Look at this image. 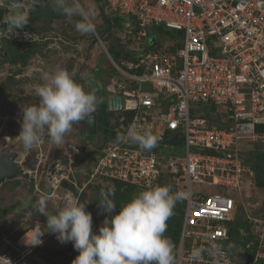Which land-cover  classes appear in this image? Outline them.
<instances>
[{
  "label": "built area",
  "instance_id": "built-area-1",
  "mask_svg": "<svg viewBox=\"0 0 264 264\" xmlns=\"http://www.w3.org/2000/svg\"><path fill=\"white\" fill-rule=\"evenodd\" d=\"M101 5L104 15L123 20L122 42L135 55L133 61L118 63L107 52L116 80L111 78L104 89L107 96L122 98L121 110L114 112L129 115L123 135L132 126L148 130L158 137V147L166 130L179 131L182 146L143 150L110 141L89 181L184 191L174 264H195L193 248L206 249L201 264H264V214L256 219L242 212L243 193L254 178L243 146L264 143V131L255 129L264 124V0H101ZM152 26L176 32L180 46L174 52L159 46L150 39ZM198 104L214 105L227 125L192 116ZM54 170L47 172L52 193L63 190L62 205L77 201L68 187L80 192L86 183L70 180L60 161ZM239 219L250 230L238 227L242 238L250 236L242 242L230 234Z\"/></svg>",
  "mask_w": 264,
  "mask_h": 264
},
{
  "label": "clouds",
  "instance_id": "clouds-1",
  "mask_svg": "<svg viewBox=\"0 0 264 264\" xmlns=\"http://www.w3.org/2000/svg\"><path fill=\"white\" fill-rule=\"evenodd\" d=\"M50 3L67 17L76 18L74 26L79 33L96 32L95 12L91 7H85L81 0H50ZM0 7L7 9V14L0 16V35L29 24V15L21 7H13L12 0H2ZM44 81L36 90L39 103L21 107V128L17 137L25 149L35 147L45 134L54 147L60 148L73 124L88 119L98 104L95 91H85L63 68L46 74ZM116 139L117 142L138 144L143 150L153 149L158 141L150 131L135 126ZM100 196L99 207L107 215L98 231H93L87 203L69 199L53 214L47 207L48 197H38L35 210L47 220L43 228L38 226L30 234L26 232V245L42 244L41 237L45 231H50L59 242L73 243L78 255L72 264H174V245L164 233L176 203L186 197L184 191L173 193L167 185L147 187L122 203L118 211L112 198L113 189H102ZM205 251L204 248H193L190 259L201 264Z\"/></svg>",
  "mask_w": 264,
  "mask_h": 264
},
{
  "label": "rangeland",
  "instance_id": "rangeland-1",
  "mask_svg": "<svg viewBox=\"0 0 264 264\" xmlns=\"http://www.w3.org/2000/svg\"><path fill=\"white\" fill-rule=\"evenodd\" d=\"M81 2L85 6V0H81ZM87 3L95 12L94 23L96 24V32L94 34L79 33L74 26V19L76 18L66 17L65 19H55L52 25L48 26L44 25L42 22L40 24L39 18L32 17L29 19V24L26 26L28 31L33 34L30 40V44L33 46L30 47V50L32 49L37 52L29 55L25 66H19L16 63L12 65L7 63L6 60L4 62L0 52V74L4 75L16 69L27 70L29 66L38 63L36 54H39L42 59L46 61L45 68L57 69L61 67L65 69L70 67L68 72L71 75H78L77 81H81V85L84 87L85 91L102 89L105 82L114 74L107 49L112 42H117V38L122 36V30H117L114 26L107 27L95 0H88ZM171 35V32L158 35V39H160L163 48L175 45L172 40L176 39H171ZM39 37L42 42H40V45L38 44L40 41ZM2 39L3 38L0 40V45ZM5 51L7 52L6 49ZM75 65H78L79 67L77 68L79 69L77 71L71 70ZM81 73L83 77L80 75ZM25 78H27L28 82L32 77ZM111 78L116 80L115 75ZM44 82L45 81L42 80L41 83ZM20 86L27 88L32 85H26L24 81L20 83ZM32 101V99L28 102L24 100L25 106L33 104ZM14 110L17 112L22 111L19 107ZM3 117L5 118V113L0 115V118ZM15 117L16 119H13L14 122L12 123H14V125L21 124L22 113H16ZM114 117H116V112ZM114 120V118H110L112 124ZM98 136L100 139L97 138L94 142H87L84 139V142H82L79 138L75 139L73 137L65 138L63 146L73 144L76 148H81L82 150L80 154H77L75 157L73 156L75 164L73 169L81 181L85 174L92 168L99 146L104 143L101 141V135L99 134ZM5 143L0 147V150L4 148L11 151L23 149L20 147L19 143L12 140L11 137L10 139H6ZM253 144L250 143L243 146L242 154L245 159L252 154L254 150L252 148L255 147ZM63 146L60 148H63ZM52 147L54 152H51ZM257 147L261 150L264 149L263 145ZM58 150L59 148L54 147L50 137L45 134L35 147L25 149L27 155L25 154L18 158L22 167L29 171L30 175L34 177L39 190L35 189L33 186L34 188L30 192V190H28L30 182L28 179L24 178L5 180L1 184L0 208L4 210V212L0 213V264H23V262L26 264H72L73 259L78 255V251L74 249L71 241L61 243L57 240L56 235L50 231H45V234L41 237L42 244L40 245L33 247L26 245L24 241L26 232L30 234L36 226L43 228V225L46 224L47 217L43 214H39L34 207L38 197H48L47 207L49 212L53 214L58 208L64 206L62 205L63 190L57 189L52 193L51 189L49 193L46 192L50 186L49 180L47 173H43L44 170H42L40 166H37L38 157H36V155H38L48 158L47 163L61 161L65 166L62 160L63 158L59 156L61 152ZM164 152H166V150H164ZM168 152L171 151L168 150ZM29 155H31V157L33 156L35 163L34 160H32V162L30 160L28 161V158H30L28 157ZM46 158L44 159L46 160ZM25 160L27 161L25 162ZM43 162L44 161H42L41 164ZM166 162L167 161L163 162L164 168L166 167ZM95 184L86 187L84 192L85 199L91 205L92 200L97 198ZM242 200L244 203L242 212L244 214H248L256 219L262 217L264 214V188L255 187L252 181L250 187L244 191ZM12 206H14L13 210L5 212V209ZM92 206L88 209L92 214V226H101L107 214L104 213L102 209Z\"/></svg>",
  "mask_w": 264,
  "mask_h": 264
},
{
  "label": "trees",
  "instance_id": "trees-1",
  "mask_svg": "<svg viewBox=\"0 0 264 264\" xmlns=\"http://www.w3.org/2000/svg\"><path fill=\"white\" fill-rule=\"evenodd\" d=\"M95 2L98 4L99 9H100L102 6L101 0H95ZM100 13L102 17L104 18L107 24V27L114 26L117 30L122 29L123 20L121 18L116 17V16H107V15H104L102 12ZM31 15L32 17L40 18L42 23L48 26H51L55 19H65L67 17L62 12L56 10L51 3L46 8H43L40 11H35V12L30 13V16ZM165 32L172 33L171 35L172 37H170L171 39H176V40L179 39L176 32L172 30H167L163 26H152L149 29L150 39L155 41L159 46H161V42H160V39H158V35H162ZM176 40H172L174 41L175 45L169 46L168 48L171 52H174L180 46V44L177 43ZM107 50L109 52V55L115 62L122 63V62H129V61L135 60V55H133L131 52L125 49V46L122 42L121 37L117 38V42L115 43L112 42L109 45ZM34 52L36 53L37 51L32 50V49L28 51V54L23 57V60L21 62L22 66L26 64L27 58L29 57V55L33 54ZM76 77L77 76H74L73 78L77 82ZM111 77L109 78V80L105 82L104 86L110 81ZM100 91H101L100 92V109H99L97 124H98V131L100 132V135H101V141L104 143L101 144L98 148V152L96 153V156L94 158V164L96 163L98 157L101 155L102 149L107 145V143L110 141H116L117 136H120V135L122 136L125 133L127 124L129 122L128 113L117 112L118 115L114 117L115 112L108 110V107L106 104V98H107L106 90L102 88ZM191 112H192V116L205 117L210 124H216L220 127L227 125L226 123H223L220 121L221 114L216 112V107L214 105L198 104L194 109L191 110ZM222 115L226 116V114H222ZM122 116H124L125 119L123 121H120V118ZM110 118L115 119L113 124L110 122ZM255 129L258 132H261V131L263 132L264 124H261V123L256 124ZM253 145L255 147L252 148L254 149L252 154L249 155L246 159L245 158L244 159L246 163H248L251 166L254 172L253 182H254L255 187L264 188V149L261 150L259 147H257L259 145L264 146V143L255 142ZM181 146H182V137L180 136L179 131L166 130L164 134L162 135V139L159 142V146L155 147V149H158V148L167 149V148H175V147L180 148ZM71 151H73V148H69L68 150L66 149V151L61 152V155L59 156L63 158L62 160L65 163L66 173L69 179L75 181V183L78 186H82L83 184L86 183V185L80 192L73 185H70L68 189L75 197H77V201L79 203H87L86 204L87 211L92 205H93L92 207L100 208L99 201L101 199L100 192L102 189L107 191L110 188H112L114 190V196L112 198L114 199V202L117 205L116 211L119 210V207L121 206L122 203H126L128 200H130L133 197V195L143 190V189L138 188L135 185L125 183L119 180H103V181L91 180L89 181V177L92 172L93 166L87 172V174H85V176L83 177V180L81 181L73 169L75 165L73 156L75 157L77 155V152L76 154H74ZM178 153L181 154V152H178ZM78 154H80V152H78ZM28 157H30L28 158V161L30 160L32 162V160H34V163H35V159L33 158V156L31 157V155H29ZM26 161L27 160H25V162ZM94 184L96 185L95 188L97 190V198L92 200L91 202L92 205H91L85 199L84 192H85L86 187L90 185H94ZM51 189L52 188L49 186L46 192L49 193ZM13 209H14V206L8 209H5V212L13 210ZM183 210H184V202L182 200L178 201L173 209V215L167 221V230L164 233L165 237L171 240L172 244L174 245L173 254L175 253L176 244L178 241L177 233L180 230ZM3 212L4 210L0 208V213H3ZM99 227L100 226H92L93 231H98ZM238 227H243L247 232H250L249 225L246 223V221L239 219L230 228L231 229L230 231L231 239L235 240L236 242H240L241 241L240 239H242L243 241L248 240L250 236L246 235V236H243L242 238L239 235Z\"/></svg>",
  "mask_w": 264,
  "mask_h": 264
},
{
  "label": "flooded vegetation",
  "instance_id": "flooded-vegetation-1",
  "mask_svg": "<svg viewBox=\"0 0 264 264\" xmlns=\"http://www.w3.org/2000/svg\"><path fill=\"white\" fill-rule=\"evenodd\" d=\"M46 7L47 6H43L42 9L46 8ZM32 12H35V11H31L30 13H32ZM30 13L28 15H29V18L31 19L32 15L30 16ZM25 30H28L27 26H25L24 31ZM4 34H2V36L0 37V40H1V38H3L1 45H0V52H1L2 60H4V62L6 60L7 63H10L12 65H14V63H16L17 65L20 66L21 62L23 60V57L28 54L30 47L33 45L30 44L31 43L30 41L26 42V41L21 40L20 39V38H22L21 36L13 38L10 41H7V38H8V36H10V33H8L7 36H5ZM40 42H41V38H40V41L38 43L39 45H40ZM5 49L7 50V52L5 51ZM36 56H38V58L40 59L39 61L42 62V64L45 66L46 61L44 59H42L41 55L36 54ZM74 76H77L76 80H78V75H72V77H74ZM25 77H28V74L23 69H21V70L16 69V70H13V72H11V71L7 72L4 75L0 74V115L5 113V118L4 117H3L4 119L0 118V138L5 137L6 139H10L9 137L7 138L6 135L11 134L12 140L17 141L19 143L20 147L22 145V142L18 139L17 135L19 134V131H20L19 126H21V124L14 125V123H12V122H14L13 119H16V117H15L16 113L20 114V113H22V111L17 112L14 109L18 108V107L21 108V107L25 106L24 100H26V102H28L32 99L33 104H38L39 103V97L36 94V90L43 84L41 82H42V80H44V77L42 75L39 76V79H37L35 82L38 87L33 86L31 84L32 86H29V88L31 90V92H30V91H28L25 88L20 86V83L24 82V81L26 82V85L30 84L27 82V78H25ZM31 79L32 78H30V80ZM77 83L81 84V81H77ZM102 88H104V86ZM100 90L97 89L95 91L97 99H98V104H97L95 111L93 112V114H95V117H96L97 138H99V139H100V137L98 135L100 134V132L98 131V124L97 123H98V114H99V109H100V92H101ZM11 111H12V113H11ZM70 137H73L75 139L79 138L80 140H82V142H84V140H85L84 121L73 124L72 130L66 135L65 138H70ZM63 148L65 149V151H66V149L68 150L69 148H73V152H81V148H76V146H72V145L63 146ZM21 151H22L21 149L16 150L17 153H19ZM58 151L64 152V150L63 151L58 150ZM51 152H54L53 147L51 148ZM55 153H57V152H55ZM36 157H38V165L37 166H40L42 168V170H44L43 173L44 172L47 173L48 167L51 164V163H47L48 158L42 157V156L40 157L38 155H36ZM44 158H46V160ZM42 161H44L43 162L44 164L43 163L41 164ZM65 169H66V167H65ZM54 171L55 170L53 169L52 172H54ZM49 172H51V171H49ZM35 185H36L35 180L33 182H30L28 190L31 191L34 187H35V189L39 190L38 186L37 185L35 186Z\"/></svg>",
  "mask_w": 264,
  "mask_h": 264
},
{
  "label": "water",
  "instance_id": "water-1",
  "mask_svg": "<svg viewBox=\"0 0 264 264\" xmlns=\"http://www.w3.org/2000/svg\"><path fill=\"white\" fill-rule=\"evenodd\" d=\"M0 2H2V0H0ZM49 4H50L49 0H12L13 7H21L27 14H29L31 11H39L42 9L43 6H48ZM0 9H1L0 16L7 14L6 7H0ZM7 34L8 32H5L4 35L7 36ZM1 36L2 35H0V37ZM18 36H21L22 38H28L29 40H31L33 37V34L29 32L28 30L24 31V28L17 29L16 31L10 33V36H8L7 41H10L13 38H16ZM106 104H107L108 110H111V111L121 110L122 98L120 96H114V95L107 96ZM20 128L21 126H19V130ZM84 129H85V140L87 142L96 141L97 130H96L95 114L92 113L90 117L84 121ZM6 137L10 138L12 137V135L7 134ZM21 147L23 149L19 153H17L16 151L5 149V148L3 150H0V186L5 180H12L15 178L28 179L30 182L34 181V177L30 175V172L25 170L22 167L21 163L18 161V158L21 157V155L23 156L26 154L23 144L21 145ZM54 167H55V162H52L48 167V171L52 172ZM60 173L61 171H59V174ZM48 178L50 179L51 177L49 176ZM61 186L63 188H67L68 186L67 181L62 180ZM243 255L245 254H242V256ZM250 259L251 258L248 256V259L245 263L250 261ZM23 264H26V263L23 262Z\"/></svg>",
  "mask_w": 264,
  "mask_h": 264
},
{
  "label": "crops",
  "instance_id": "crops-1",
  "mask_svg": "<svg viewBox=\"0 0 264 264\" xmlns=\"http://www.w3.org/2000/svg\"><path fill=\"white\" fill-rule=\"evenodd\" d=\"M87 1L88 0H85V7H90L89 5H88V3H87ZM40 19V18H39ZM41 19L39 20V23L41 24ZM28 29V28H27ZM37 64H34V65H32V66H29V68H27V70H25V72L28 74V77H32V79L31 80H29L28 81V83H30V84H32L33 86H36V87H38L37 85H36V80L37 79H39V76H43V77H45V75L46 74H50L51 72H53V71H55V70H57V69H54V68H49V67H44V65L42 64V62H40L39 60V58H38V56H37ZM79 65V64H78ZM73 66V68H71V70H73V71H77L79 68H77V67H79V66ZM59 68H61V67H59ZM43 69V70H42ZM68 69H70V67L69 68H65V70H67L68 71ZM39 73V74H38ZM41 74V75H40ZM82 77H83V75H82V73L80 74ZM85 77V76H84ZM89 82V81H88ZM26 90H28V91H30L31 92V90H30V88L29 87H27V88H25ZM67 145H72V146H74L73 144H67ZM59 150H64V152H65V149L64 148H59ZM72 153H74V154H76V152H72ZM77 154H78V152H77ZM59 162V161H58Z\"/></svg>",
  "mask_w": 264,
  "mask_h": 264
},
{
  "label": "bare ground",
  "instance_id": "bare-ground-1",
  "mask_svg": "<svg viewBox=\"0 0 264 264\" xmlns=\"http://www.w3.org/2000/svg\"><path fill=\"white\" fill-rule=\"evenodd\" d=\"M5 139H6L5 137L0 139V147H1V146L3 145V143L5 142Z\"/></svg>",
  "mask_w": 264,
  "mask_h": 264
}]
</instances>
